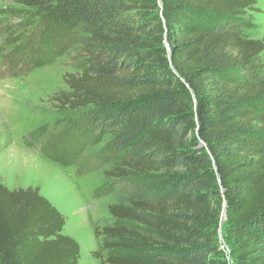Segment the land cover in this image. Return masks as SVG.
Listing matches in <instances>:
<instances>
[{"label": "trees", "instance_id": "trees-1", "mask_svg": "<svg viewBox=\"0 0 264 264\" xmlns=\"http://www.w3.org/2000/svg\"><path fill=\"white\" fill-rule=\"evenodd\" d=\"M17 2L75 36L51 99L116 153L100 264H264L257 0ZM64 225L37 186L0 183V264H77Z\"/></svg>", "mask_w": 264, "mask_h": 264}, {"label": "rangeland", "instance_id": "rangeland-1", "mask_svg": "<svg viewBox=\"0 0 264 264\" xmlns=\"http://www.w3.org/2000/svg\"><path fill=\"white\" fill-rule=\"evenodd\" d=\"M17 1L0 0V183L10 189L37 186L50 202L60 201L64 231L80 245L77 264H100L93 252L106 258L101 230L113 220L106 187L118 188L104 172L116 153L81 112L61 110L51 99L66 88L63 74L76 71L75 36ZM257 7L245 29L249 38L264 37V0Z\"/></svg>", "mask_w": 264, "mask_h": 264}, {"label": "crops", "instance_id": "crops-1", "mask_svg": "<svg viewBox=\"0 0 264 264\" xmlns=\"http://www.w3.org/2000/svg\"><path fill=\"white\" fill-rule=\"evenodd\" d=\"M18 188H20V187H18ZM25 188V187H24ZM10 189V188H9ZM14 189V188H13ZM16 189V188H15ZM50 200H51V198H49ZM51 202L58 208V210H60L61 212H63V209L61 210V208L60 207H62V206H60L61 204H60V201H58V200H51ZM60 206V207H59ZM63 233L64 234H66L65 233V231H64V228H63ZM71 236V235H70ZM76 239V238H75Z\"/></svg>", "mask_w": 264, "mask_h": 264}, {"label": "water", "instance_id": "water-1", "mask_svg": "<svg viewBox=\"0 0 264 264\" xmlns=\"http://www.w3.org/2000/svg\"><path fill=\"white\" fill-rule=\"evenodd\" d=\"M199 143L201 144V141ZM224 219H225V210L223 209L222 210V214H221V221L220 222H222Z\"/></svg>", "mask_w": 264, "mask_h": 264}]
</instances>
